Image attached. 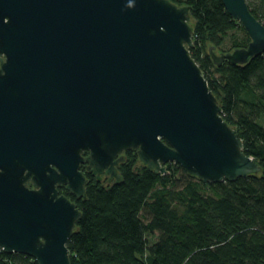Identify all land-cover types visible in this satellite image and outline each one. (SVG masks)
<instances>
[{"label": "water", "instance_id": "obj_1", "mask_svg": "<svg viewBox=\"0 0 264 264\" xmlns=\"http://www.w3.org/2000/svg\"><path fill=\"white\" fill-rule=\"evenodd\" d=\"M250 38L213 63L264 53L245 0H221ZM190 6L170 0H0V250L70 264L86 197L80 165L120 182L135 150L154 172L177 163L204 182L258 174L191 57ZM87 153V155H83Z\"/></svg>", "mask_w": 264, "mask_h": 264}, {"label": "trees", "instance_id": "obj_2", "mask_svg": "<svg viewBox=\"0 0 264 264\" xmlns=\"http://www.w3.org/2000/svg\"><path fill=\"white\" fill-rule=\"evenodd\" d=\"M190 6L191 57L234 127L243 151L260 166L258 174L204 182L177 163L154 172L135 150L118 167L122 179L86 184V197L67 242L70 264H264V53L247 63H213L209 48L225 53L250 41L221 0H170ZM264 25V0H245ZM241 31L225 48L230 31ZM0 264H37L25 254L0 250Z\"/></svg>", "mask_w": 264, "mask_h": 264}, {"label": "flooded vegetation", "instance_id": "obj_3", "mask_svg": "<svg viewBox=\"0 0 264 264\" xmlns=\"http://www.w3.org/2000/svg\"><path fill=\"white\" fill-rule=\"evenodd\" d=\"M127 151H128V150H127ZM83 155H87V153H84ZM120 156H122V157H124V158H123V161H120V162L118 163V165L116 166V167H117V171H118V167L120 166V164H121L122 162H124V160H125V158H126V151H124V152H122L121 154H119V155L117 156V158L120 157ZM85 166H86V163H82V164L80 165V170L83 172V174H84V176H85V178H86V184H87V182L90 181V180H94V181L98 182V183L101 184V185H108V184L114 182V179L109 180V176L106 175L104 172H103L102 174H100L99 179H98L96 175H93L90 171H87ZM118 173H119V171H118ZM86 184H85V190H86ZM57 187H58L59 193H61V194H64V195H65V193H63V191H65V192H66V191L69 192V191L66 189V187H65L64 185H60V186H57ZM69 193H70V192H69ZM85 193H86V191H85ZM71 194H72V193H71ZM72 195H74V194H72ZM66 196H67V195H66ZM74 196H75V195H74ZM67 197H68V196H67ZM75 197H76V196H75ZM68 198L71 200L70 197H68ZM76 198H78V197H76ZM80 198L84 199L83 197H80ZM71 201H73V202L76 204V202H75L74 200H71ZM76 206H77V204H76Z\"/></svg>", "mask_w": 264, "mask_h": 264}, {"label": "rangeland", "instance_id": "obj_4", "mask_svg": "<svg viewBox=\"0 0 264 264\" xmlns=\"http://www.w3.org/2000/svg\"><path fill=\"white\" fill-rule=\"evenodd\" d=\"M243 33L239 30L237 31H230L226 38H225V48H230V45H231V42L234 40V39H237L239 41H241L243 39ZM262 122H263V125H264V118L262 119Z\"/></svg>", "mask_w": 264, "mask_h": 264}]
</instances>
